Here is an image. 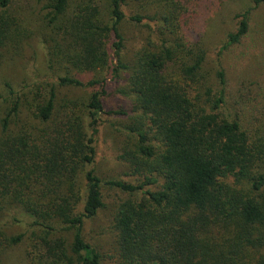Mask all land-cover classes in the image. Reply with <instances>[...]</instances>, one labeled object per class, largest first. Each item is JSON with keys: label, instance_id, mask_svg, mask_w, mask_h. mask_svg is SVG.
Returning <instances> with one entry per match:
<instances>
[{"label": "trees", "instance_id": "trees-1", "mask_svg": "<svg viewBox=\"0 0 264 264\" xmlns=\"http://www.w3.org/2000/svg\"><path fill=\"white\" fill-rule=\"evenodd\" d=\"M16 1L0 0V62L26 33L8 13ZM159 2L165 14L158 18L129 11L128 0H46L49 69L62 61L125 82L118 92L131 110L110 113L128 122L120 125L127 139L117 159L132 180L103 181L94 170L104 80L56 74L55 82H35L29 111L44 126L13 133L8 119L19 114L21 100L7 86L14 100L0 135V203L14 204L34 229L31 264H101L83 227L103 207V187L126 196L113 219L120 264H264V137L230 110L223 69L216 84L204 80L197 15L208 0ZM234 19L224 49L248 34L249 12ZM123 25L150 34L129 58ZM57 87L92 91L84 104L56 105ZM21 239L0 228V251Z\"/></svg>", "mask_w": 264, "mask_h": 264}, {"label": "rangeland", "instance_id": "rangeland-1", "mask_svg": "<svg viewBox=\"0 0 264 264\" xmlns=\"http://www.w3.org/2000/svg\"><path fill=\"white\" fill-rule=\"evenodd\" d=\"M69 1L76 4L82 0ZM198 2L194 3L196 7L199 6ZM208 2V8L203 16L197 15L202 17L203 21L200 44L205 52L202 68L204 80L208 85L216 84L217 73L223 69L230 110L238 112L243 127L253 130V134L258 133L264 137V2L259 4L254 0H208ZM45 6L46 0H18L8 11L9 15L18 19L19 25L26 29V33L22 32L16 47L11 49L9 54L4 53L0 62V135L7 108L14 100L7 86L17 92L21 100L19 114L8 119V131L13 133L25 124L33 126L36 130L44 126L34 120L29 111L32 100L30 89L35 82H55L56 74L69 75L82 82L104 80L107 85V94L103 97L105 113L100 117V126L95 136L94 170L103 181L132 180L126 176L125 165L117 159L127 139V135L120 131V125L128 122L125 117L110 113L131 110L130 101L118 92L119 88L125 86V82L121 80L117 85L106 71L82 72L62 61L52 62L53 69H49L47 58L48 53L52 52L53 43L47 26L49 17ZM189 8L192 12L193 6ZM128 10L158 18L160 14H165L159 0H128ZM246 11L249 12L248 34L239 44L224 49L227 34L237 28L234 16ZM152 24L153 27L154 23ZM122 33L127 45L125 55L128 58L140 44L147 41L148 35L150 36L147 29L130 25H123ZM166 36L174 39V36ZM126 76V73L122 74L123 79ZM91 91V88L86 87H57L56 105L64 100H76L84 104ZM83 113L84 115L87 113L84 108ZM84 115L82 118H85ZM102 190L104 205L93 219L85 222L83 235L100 254L101 264H120L113 219L118 204L126 196L109 191L107 187H103ZM0 228L6 237H22L18 244L0 251V264H31L27 251L34 229L10 201L4 200L0 203Z\"/></svg>", "mask_w": 264, "mask_h": 264}]
</instances>
